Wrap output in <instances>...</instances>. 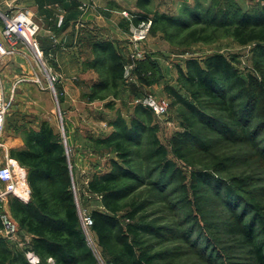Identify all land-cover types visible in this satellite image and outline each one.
I'll return each mask as SVG.
<instances>
[{"label": "trees", "instance_id": "trees-1", "mask_svg": "<svg viewBox=\"0 0 264 264\" xmlns=\"http://www.w3.org/2000/svg\"><path fill=\"white\" fill-rule=\"evenodd\" d=\"M151 3V0H138L145 13L137 14L135 21L151 20L150 35L161 34L172 46L185 49L193 43L212 42L217 35L231 36L239 45H253L257 54L264 58V3L258 2L256 7L243 11L236 0H212L209 5L196 0L193 4H185L178 14L153 9L149 6ZM221 31L223 33L218 34ZM95 52V67L99 71L102 67L108 78L101 75V81L88 94L90 101L105 99L101 93L113 82H131L125 78L127 61L112 43H96ZM234 59L215 52L203 60L187 59L186 69L179 65V79L185 82V91L191 99L178 88L166 86L168 95L186 107L187 114L182 122L186 127L184 143L191 140L202 143V132L207 129L229 139L248 141L255 138L254 131L250 130L251 120L256 117L264 93V80L259 81L254 76L245 78ZM133 74L141 82L152 83L161 76L159 62L150 56L139 60ZM156 75L159 77L155 79ZM148 111L153 112L137 105L131 122L120 116L112 123L114 129L109 134L93 139L96 145L115 153V157L107 161L108 171L95 174L87 185V191L99 195L102 200L103 209H93L89 215L93 220L91 229L99 246L109 255L111 264H159L157 260L163 257L144 240L145 235L154 234L157 229L141 215L143 203L126 200L138 188L136 182L140 177L133 167L134 145L142 144L145 135L151 138L150 156L164 162L167 174L173 171L167 147L139 116ZM214 112H220L226 120L222 121ZM24 138L25 146L13 149L11 155L27 169L31 197L25 202L12 195L9 203L0 204V230L5 227L2 215L8 205L18 222L17 228L31 235V249L44 264L50 259L54 264H97L83 231L67 148L61 135L49 121L43 120L39 129H26ZM176 153L186 158L183 146ZM193 176L204 184L224 188L227 198L236 194L230 183L211 172L197 170ZM250 204L255 214L247 220L248 212L235 213L232 231L245 237L258 263L264 264V241L258 240L260 234L264 235V205L259 201ZM159 229L161 227L157 232ZM0 264L30 263L20 251L11 249L0 235Z\"/></svg>", "mask_w": 264, "mask_h": 264}, {"label": "rangeland", "instance_id": "rangeland-1", "mask_svg": "<svg viewBox=\"0 0 264 264\" xmlns=\"http://www.w3.org/2000/svg\"><path fill=\"white\" fill-rule=\"evenodd\" d=\"M211 1L202 2L203 5H209ZM236 1L243 11L256 7L258 2L264 3V0ZM222 33L221 31L218 34ZM143 46L147 57L148 50L152 48L160 60L161 76L156 75L155 79L159 78L152 83L141 82L137 77L131 82H113L101 93L106 98L96 100L92 107L85 108L86 111H70V96L67 97V109L64 105L60 108L55 93L49 86L48 89L37 87L34 95L32 94V98L45 110L40 114L38 123L41 118L49 121L61 135L67 148L73 190L82 221L83 215H89L93 209H103L101 197L88 192L87 185L95 174L107 172L108 159L115 157V153L96 145L93 139L109 134L114 129L112 123L120 116L131 122L137 109L135 99L151 93L169 104L168 112L158 115L148 111L139 116L167 147V158L174 164L171 169L173 171L167 174L164 162H160L158 157L150 156L151 138L145 135L142 144L134 145L133 167L140 177L138 182H134L138 188L126 200L130 203H143L141 215L157 229L154 234L144 237L152 250L163 254L157 262L259 264L256 254L252 251V245L244 236L232 231V227L236 221L235 213L248 212L247 220L255 214L250 202L259 201L264 205V93L261 94L256 117L251 120L250 130L254 131L255 138L248 141L229 139L207 129L202 132V143L198 144L193 140L184 143L183 133L186 127L182 122L187 114L186 107L182 102L170 97L165 88L172 85L191 99L185 91V82L179 79L178 72L179 65L186 69L185 62L191 57L203 60L212 53L222 52L231 59L235 58L234 64L245 78L254 76L259 81L264 80V58L257 54L253 45L242 46L231 36L222 35H217L212 42H197L184 49L172 46L161 34H149ZM28 49L32 52L30 55L42 80L48 85L47 72L43 65L37 62L38 58L32 48ZM101 68L100 74L105 76V71ZM107 78L108 76H105V79ZM8 88L4 83L8 113L3 135L12 129L18 132L26 130L24 125L16 122L15 117L19 113L16 106L20 107L25 103L23 96L17 99V94L10 92ZM214 114L222 121L226 120L220 112ZM180 146H183L186 158L177 156L176 150ZM89 149L93 152L92 157L87 156L86 151ZM77 158L82 159L78 161V165ZM197 170L208 171L223 178L232 185L236 194L228 199L224 188L212 187L196 180L193 173ZM168 176L170 179H167ZM5 210L18 225L10 212V206L7 205ZM160 227V232H157ZM83 231L97 262L101 260L105 264H111L109 255L99 246L94 231L84 224ZM0 235L7 240L11 249L20 251L30 264H44L31 249L32 237L23 228L18 226L17 231L12 234L1 229ZM258 240L264 241V235L260 234ZM46 264H54V261L47 260Z\"/></svg>", "mask_w": 264, "mask_h": 264}, {"label": "crops", "instance_id": "crops-1", "mask_svg": "<svg viewBox=\"0 0 264 264\" xmlns=\"http://www.w3.org/2000/svg\"><path fill=\"white\" fill-rule=\"evenodd\" d=\"M151 1L149 6L153 9L178 14L181 7L185 4H193L196 0ZM20 9L33 13L35 20L41 25L38 42L44 52L43 61L48 68L63 75L62 81L56 83L58 87L55 84L58 96L56 98L60 108L64 105L67 109V97L70 96L69 105L72 106L70 111H86L85 108H90L96 103V100L90 101L88 98L92 87L101 81L100 71L95 67V44L110 42L116 51L129 61L132 27L139 24L134 17L145 13L144 8L139 6L138 0H4L0 2V12L14 15ZM123 11H127L133 18L124 15ZM61 13L65 18L63 25L58 24V16ZM2 28L3 20L0 16V30ZM8 44L11 45L10 42ZM17 48V52L0 61V74L3 84L9 87V91L17 94V99L23 96L22 99L25 101L20 107L16 106V110H19L15 116L16 122L24 125L25 129H39L43 120L41 118L38 123V119L45 110L37 104L36 99L32 98V94L34 95L37 87L48 89V74V85H46L36 69L28 46L19 42ZM148 53L150 57L160 62L154 49L151 48ZM38 60L37 62L43 65L39 58ZM84 95L87 97L85 98ZM2 139L5 144L0 148L2 162H5L7 154L13 157L11 155L13 149L25 146L24 132L12 129L7 131ZM86 153L88 157H92L93 152L90 149ZM78 161L82 159L77 158L76 165ZM2 185L0 183V188Z\"/></svg>", "mask_w": 264, "mask_h": 264}, {"label": "built area", "instance_id": "built-area-1", "mask_svg": "<svg viewBox=\"0 0 264 264\" xmlns=\"http://www.w3.org/2000/svg\"><path fill=\"white\" fill-rule=\"evenodd\" d=\"M123 14L133 18L127 11H123ZM0 16L3 20V28L0 30V61L4 57L17 52L19 42L32 48L36 57L41 60L45 67L49 78V87L55 92L56 97H58L55 84L61 82L64 77L62 74L48 68L45 65V61H43L44 52L38 42L41 25L35 20L33 13L29 10L20 9L14 15L0 12ZM63 21L64 14L61 13L58 16V24L61 25ZM151 23V20L143 21L132 27V48L128 52L129 61L125 65V78L129 81L135 78L133 72L136 68L137 61L147 57L143 42L150 34ZM134 102L136 105L140 104L151 109L158 115H164L168 112L169 104L164 100H159L151 93L136 98ZM7 113L8 103L3 79L0 74V148L5 146L2 136L5 129ZM0 183L3 184L2 188H0V204L8 202L9 197L12 195L17 196L25 202L30 200L31 189L27 179V169L16 158L9 156V154L6 155L5 162H2L0 159ZM2 217L5 224L4 230L8 234L15 233L17 226L9 214L5 212ZM83 224L85 227L91 228L93 220L90 215H83ZM97 264H105V262L98 260Z\"/></svg>", "mask_w": 264, "mask_h": 264}]
</instances>
